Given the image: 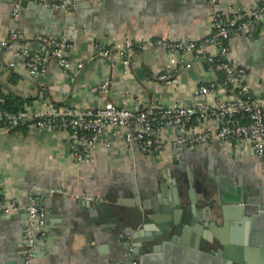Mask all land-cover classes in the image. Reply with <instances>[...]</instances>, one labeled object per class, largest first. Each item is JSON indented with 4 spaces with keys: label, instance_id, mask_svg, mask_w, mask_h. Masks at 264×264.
Instances as JSON below:
<instances>
[{
    "label": "crops",
    "instance_id": "obj_1",
    "mask_svg": "<svg viewBox=\"0 0 264 264\" xmlns=\"http://www.w3.org/2000/svg\"><path fill=\"white\" fill-rule=\"evenodd\" d=\"M84 1L87 6L83 17L79 9L68 16L55 13L59 20L72 19L62 28L64 35L59 36L50 32L59 28L54 20L49 27L45 20L21 9L15 18L18 2L0 0V42L16 29L28 37L47 33L67 41L72 63L71 70L65 73L51 59L44 75L31 78L24 67V51L44 52L45 48L34 41L19 42L16 50L21 56L8 51L0 53V92H11L30 101L25 108L41 109L46 99L59 107L99 108L114 104L135 110L167 107L175 102L212 103L218 98L215 94L198 97L200 86L222 81V77L212 63L196 54L188 57L172 83L158 80L168 62V55L161 48L134 50L129 60L115 57L110 61L100 55L105 48H124L129 37H165L175 41L208 38L213 32L208 0ZM219 3L223 12L229 14L247 15L264 7V0ZM230 47L247 68L251 92L257 91V96L264 98V29L258 35L255 30L248 37L233 36ZM79 64L82 69L77 68ZM104 80L110 81L108 92L92 93V88ZM214 126V121L197 120L192 131ZM197 158L201 163L196 164ZM191 177L212 183L213 199L223 203L226 222L233 230L243 229L241 241L246 242L245 248L257 264H264V222L244 218L247 228L238 223L241 218L237 209L246 206V201L244 205L237 204L241 189L250 188L255 196L260 189L264 191V161L244 148L214 141L190 149L167 147L158 155L147 156L123 145L112 150L101 145L89 163L78 164L63 131H40L28 126L18 131L0 129L1 199L17 201L23 207L34 199L45 210V232L39 240L54 243L53 253L39 251L35 245L33 264H123L130 248L132 257L139 249L134 264H223L199 255L178 253L172 247L154 249L161 244L156 237L159 225L151 219L158 215L152 209L154 201L159 196L172 198L175 181L180 185L181 178ZM134 186L140 192L137 199L143 207L126 204L134 199ZM60 189L68 195L56 192ZM83 194L101 203L88 207L74 199V195ZM209 216L201 207L199 217L204 220ZM197 223L196 228L205 230L203 222ZM29 228L25 210L0 216V264H25Z\"/></svg>",
    "mask_w": 264,
    "mask_h": 264
},
{
    "label": "built area",
    "instance_id": "obj_2",
    "mask_svg": "<svg viewBox=\"0 0 264 264\" xmlns=\"http://www.w3.org/2000/svg\"><path fill=\"white\" fill-rule=\"evenodd\" d=\"M30 1L63 16L78 10L76 0ZM208 4L212 12L213 29L208 38L201 41H175L165 37H129L124 48H105L100 55L110 61L115 57L129 60L134 50L161 48L166 51L168 62L158 80L172 83L175 73L187 63L188 57L196 54L197 58L212 63L224 76L223 81L202 85L197 91L199 98L217 95L214 102H195L192 105L175 102L167 107L131 110L125 105L114 104L99 108L59 107L46 99L42 102L44 109L27 107L15 113L0 108V129L28 126L40 131H63L69 137L73 158L78 164L89 163L101 145L109 150L123 145L128 150L154 156L167 147L174 150L190 149L207 146L214 141L237 145L264 161V98L257 96V91L251 92L247 83V68L233 55L230 47L233 36L252 35L264 18V7L243 15L223 12L219 0H208ZM14 17H18V6ZM29 41L45 48L44 52L24 51V67L31 78L37 79L44 75L51 59L65 73L71 70V46L66 40L43 32L28 37L25 32L12 30L8 38L0 42V53L8 51L19 57L21 53L16 50L17 43ZM77 68L82 69L83 65L79 64ZM109 86L110 81L104 80L92 88V93H107ZM197 120L214 121L216 126L194 132L192 129ZM56 192L68 195L63 189ZM74 199L93 205L101 203L85 194L74 195ZM22 210L28 213L30 221L25 264H33L36 245L34 233L45 226V210L34 199L23 207L17 201L5 202L0 195V216H9ZM132 253L133 250L128 249L123 264L128 263Z\"/></svg>",
    "mask_w": 264,
    "mask_h": 264
},
{
    "label": "water",
    "instance_id": "obj_3",
    "mask_svg": "<svg viewBox=\"0 0 264 264\" xmlns=\"http://www.w3.org/2000/svg\"><path fill=\"white\" fill-rule=\"evenodd\" d=\"M10 1H17L18 9H21L23 12L34 14L40 21L45 20L49 27L54 25V23H52V20H54L55 26L57 25V27L61 28L50 31L56 35L63 36L64 32H62V28L66 23H71L72 19L59 20V16L55 14V12L46 10L30 0ZM76 2L78 9L82 10L79 11V15L83 17L85 15V7L87 6L86 1L76 0ZM263 29L264 18L257 26V35L260 34ZM15 31H18V29ZM24 79L27 80V78ZM0 84L3 85L1 79ZM15 96L24 99L18 95ZM176 152L182 153L183 151ZM189 179L181 178L180 185L175 181V187L172 191L174 195L172 198H167L165 196L161 198L159 196L157 200L154 201L152 209L158 215L151 217V219L159 225L156 237L161 240V244L156 245L154 249L159 250L162 249V247H172L178 253H187L189 256L199 255L204 258L220 261L223 264H257L252 255L245 248L246 242L241 241V231L243 229L233 230L231 225L226 222L223 203L221 201L216 203L213 199L215 192L212 188V183L202 178L201 180L195 179L194 177ZM213 181L217 182L214 178ZM218 191L220 192V184L218 186ZM133 194L134 199H132L129 204H126L131 207H143L137 199L140 197V192L136 186H134ZM254 194L255 191L250 188L241 189L237 204L244 205L246 201V206H239L237 209V216L239 219L241 218V221H238V223H240L243 228H247V224L243 221L244 218H249L251 221L261 220L264 222V191L260 189L257 196ZM199 196H201L200 199L198 198ZM84 204L91 207V203L85 202ZM201 207L205 208V211L210 214V216L204 220L199 217ZM198 221L204 224L203 227L205 230L202 232L199 228H196ZM235 224H237V222H234V225ZM44 232L45 231L42 229L34 233L37 246L36 249L39 251L48 250L53 253L54 250L51 248L54 243L52 240H45L44 242H40L39 240L41 233ZM193 235H196V237L194 242H191ZM133 255L135 258L139 256L138 248ZM134 257H132L127 264H134Z\"/></svg>",
    "mask_w": 264,
    "mask_h": 264
},
{
    "label": "trees",
    "instance_id": "obj_4",
    "mask_svg": "<svg viewBox=\"0 0 264 264\" xmlns=\"http://www.w3.org/2000/svg\"><path fill=\"white\" fill-rule=\"evenodd\" d=\"M221 77H222L221 80L223 81L224 80L223 74H221ZM29 104H31L30 101L21 99L15 96L11 92H8L6 94L0 92V108L4 111L15 112V113L20 112V111H23L26 105H29ZM19 129L20 127L14 129V131H18Z\"/></svg>",
    "mask_w": 264,
    "mask_h": 264
},
{
    "label": "flooded vegetation",
    "instance_id": "obj_5",
    "mask_svg": "<svg viewBox=\"0 0 264 264\" xmlns=\"http://www.w3.org/2000/svg\"><path fill=\"white\" fill-rule=\"evenodd\" d=\"M195 160H196V164L201 163L200 160H199V158H197V159H195Z\"/></svg>",
    "mask_w": 264,
    "mask_h": 264
}]
</instances>
